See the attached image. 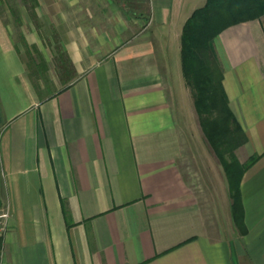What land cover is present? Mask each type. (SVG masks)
Returning <instances> with one entry per match:
<instances>
[{
    "label": "crops",
    "instance_id": "1",
    "mask_svg": "<svg viewBox=\"0 0 264 264\" xmlns=\"http://www.w3.org/2000/svg\"><path fill=\"white\" fill-rule=\"evenodd\" d=\"M15 1L0 0V264H264V14L211 44L247 136L235 155L259 156L240 234L181 71L182 26L205 0L109 1L108 15L36 0L34 16Z\"/></svg>",
    "mask_w": 264,
    "mask_h": 264
},
{
    "label": "trees",
    "instance_id": "2",
    "mask_svg": "<svg viewBox=\"0 0 264 264\" xmlns=\"http://www.w3.org/2000/svg\"><path fill=\"white\" fill-rule=\"evenodd\" d=\"M3 4L12 13L16 11L12 3ZM22 4L34 16L36 0H23ZM263 14L264 0H205L185 20L180 35L182 75L190 88L203 136L223 168L231 200V217L240 234L246 232L240 180L259 156H251L241 163L235 155V150L246 142L247 136L229 108L222 72L211 44L227 26Z\"/></svg>",
    "mask_w": 264,
    "mask_h": 264
},
{
    "label": "rangeland",
    "instance_id": "3",
    "mask_svg": "<svg viewBox=\"0 0 264 264\" xmlns=\"http://www.w3.org/2000/svg\"><path fill=\"white\" fill-rule=\"evenodd\" d=\"M18 1L19 0L15 1V3H12V4L17 6V7H20V5H21L20 9L23 12L28 11V8L25 5H23L21 2H18ZM109 1L117 2L118 0H75V3L73 5V7L75 6L76 9H77V7H80V11L81 10L83 11L84 8H87L89 11H90V9L92 11L98 9L103 15H108L109 10L107 9L106 6H108ZM47 5L48 4L43 3L41 10H45V6H47ZM56 6L58 8H60L61 10H65L66 12L69 11V9H70V8L67 7V5H65L63 0H60L57 3ZM101 21L105 22L103 19H101ZM33 22L39 23V25L41 27L40 29H41V33L42 34L46 33L45 27L43 26V24L45 23L44 20L38 18V19H36ZM34 25H35V23H34ZM22 49H23V54H25L26 56L28 55V52L31 51V50H27L26 46H22ZM213 156H214V167L215 168L217 167V168H219L221 170L222 166H221L220 162L218 161L217 157L214 154H213ZM216 177H217V172H216V169H215V172H214V178H215L214 180H215V182H216ZM193 190H194V192H196V196H197L198 201H200L202 203L206 202V204L208 206H210L209 203H211V206H213L215 204L214 203V198L215 197H214V193L212 191H211V193H207L206 194L205 193V191H207L206 188L204 186H202V185H199V184H196L195 187H193ZM217 197L220 198V196H217ZM222 209H223V207L221 206V203H220L219 204V210H220V213L222 214V217H223V216H225V213H224L225 210L224 209L222 210ZM220 220H221V218H220Z\"/></svg>",
    "mask_w": 264,
    "mask_h": 264
},
{
    "label": "built area",
    "instance_id": "4",
    "mask_svg": "<svg viewBox=\"0 0 264 264\" xmlns=\"http://www.w3.org/2000/svg\"><path fill=\"white\" fill-rule=\"evenodd\" d=\"M9 210L5 206L0 207V260L2 256V240L8 229Z\"/></svg>",
    "mask_w": 264,
    "mask_h": 264
},
{
    "label": "water",
    "instance_id": "5",
    "mask_svg": "<svg viewBox=\"0 0 264 264\" xmlns=\"http://www.w3.org/2000/svg\"><path fill=\"white\" fill-rule=\"evenodd\" d=\"M2 204H3V202H2V199H1V197H0V207L2 206Z\"/></svg>",
    "mask_w": 264,
    "mask_h": 264
}]
</instances>
